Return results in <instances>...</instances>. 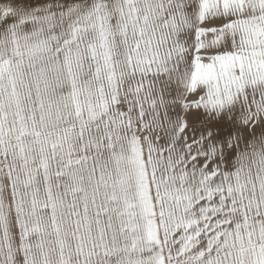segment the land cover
Here are the masks:
<instances>
[{
	"label": "snow or ice",
	"instance_id": "snow-or-ice-1",
	"mask_svg": "<svg viewBox=\"0 0 264 264\" xmlns=\"http://www.w3.org/2000/svg\"><path fill=\"white\" fill-rule=\"evenodd\" d=\"M0 264H264V0H0Z\"/></svg>",
	"mask_w": 264,
	"mask_h": 264
}]
</instances>
